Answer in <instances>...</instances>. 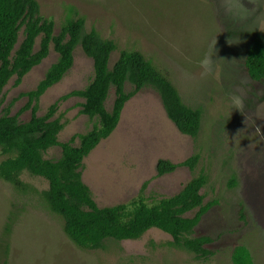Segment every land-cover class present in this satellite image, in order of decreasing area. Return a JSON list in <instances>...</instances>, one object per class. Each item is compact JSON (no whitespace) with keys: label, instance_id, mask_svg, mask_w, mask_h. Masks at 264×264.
<instances>
[{"label":"rangeland","instance_id":"1","mask_svg":"<svg viewBox=\"0 0 264 264\" xmlns=\"http://www.w3.org/2000/svg\"><path fill=\"white\" fill-rule=\"evenodd\" d=\"M41 14L55 23V33L68 17L83 16L87 30L96 29L114 39L119 49L140 50L164 70L183 101L203 111L197 138L181 133L167 117L157 91L146 87L126 103L117 128L84 159L83 181L100 207L129 202L139 194L149 201L179 192L204 171L209 182L204 201L216 205L202 218L195 235L222 232L208 245L209 260L170 245L171 235L158 228L139 239L108 240L103 249H82L63 232L58 216L36 193H20L0 179V264H232L233 248L246 244L256 264H264V83L244 71L250 43L264 35V0H37ZM20 33L19 42L22 40ZM38 42L36 48H38ZM112 53L109 66L118 58ZM58 59L49 55L15 84L11 78L0 95V115L31 117L28 91L35 89ZM207 59V70L201 61ZM93 60L78 46L68 73L39 99L38 115L58 102L55 117L66 122L60 142L79 143L76 135L89 130L94 120L81 112L84 99L61 97L84 88L93 78ZM126 89L133 86L126 84ZM112 88L106 101L111 108ZM239 97L240 109L232 99ZM54 146L46 158L57 159ZM199 154L197 166H178L160 175L157 163L180 164ZM6 155L0 154V161ZM22 178L36 190L48 188L44 177L24 172ZM232 180L234 181L232 184ZM245 206L248 223L239 218ZM24 211L12 230L5 253L3 228L12 206Z\"/></svg>","mask_w":264,"mask_h":264},{"label":"trees","instance_id":"2","mask_svg":"<svg viewBox=\"0 0 264 264\" xmlns=\"http://www.w3.org/2000/svg\"><path fill=\"white\" fill-rule=\"evenodd\" d=\"M22 40L19 42L20 33ZM38 48H36L37 41ZM80 46L93 60L94 75L81 89L62 96L84 99L81 112L94 120L93 126L70 141L60 142L59 133L66 122L55 117L58 102L51 104L43 115H38L40 97L61 81L74 64L75 49ZM51 47L58 59L51 64L37 87L25 93L31 108V117L21 121L17 115H0V179L12 184L23 194L36 193L46 208L58 216L63 232L79 248L103 249L108 240L139 239L148 230L158 228L171 235L170 245L192 253L196 259L209 260L215 251L208 245L216 242L222 232L195 235L202 218L216 205L204 201L202 189L209 176L201 171L193 176L174 195L149 201L143 194L126 203L100 207L90 187L83 181L84 159L117 128L126 103L138 91L151 87L160 96L167 117L177 129L197 138L203 111L187 105L170 76L140 50L119 49L114 39L106 38L96 29L87 30L83 16L68 17L55 33V23L41 14L37 0H0V95L11 78L19 85L23 77L39 65L50 53ZM118 58L109 66L111 55ZM244 71L253 81L264 83V35L258 33L250 43L244 60ZM129 83L133 89L127 90ZM115 97L110 109L106 101L111 89ZM54 146L61 147L57 159L46 158ZM199 154L180 164L160 159L157 172L162 175L185 165L194 169ZM24 172L44 177L48 188L36 190L22 178ZM232 180V184H233ZM24 206H12L3 228L5 253L9 250L12 230L24 211ZM239 218L244 224L249 219L243 204ZM232 264H256L249 247L236 245L231 253Z\"/></svg>","mask_w":264,"mask_h":264},{"label":"clouds","instance_id":"3","mask_svg":"<svg viewBox=\"0 0 264 264\" xmlns=\"http://www.w3.org/2000/svg\"><path fill=\"white\" fill-rule=\"evenodd\" d=\"M208 60L207 59H204L201 61V67L205 68V70H207V66H208ZM232 104H233V107L235 109H240L241 107V104H242V101L239 97H234L232 99Z\"/></svg>","mask_w":264,"mask_h":264}]
</instances>
